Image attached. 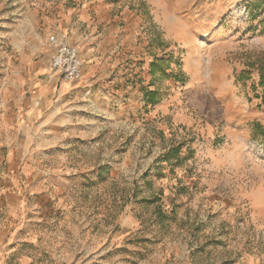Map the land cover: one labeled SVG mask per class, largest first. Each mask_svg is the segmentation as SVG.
<instances>
[{
    "label": "rangeland",
    "instance_id": "1",
    "mask_svg": "<svg viewBox=\"0 0 264 264\" xmlns=\"http://www.w3.org/2000/svg\"><path fill=\"white\" fill-rule=\"evenodd\" d=\"M262 73L264 0H0V103L35 174L9 264H264Z\"/></svg>",
    "mask_w": 264,
    "mask_h": 264
},
{
    "label": "crops",
    "instance_id": "2",
    "mask_svg": "<svg viewBox=\"0 0 264 264\" xmlns=\"http://www.w3.org/2000/svg\"><path fill=\"white\" fill-rule=\"evenodd\" d=\"M88 47L89 50L82 56L92 59L96 51L90 44ZM25 120V115H15L8 111L6 104L0 103V264L13 261L9 255L14 247V216L26 212L25 194H28L29 185L35 180V174L31 172L30 139L25 138ZM16 126L22 138L16 134Z\"/></svg>",
    "mask_w": 264,
    "mask_h": 264
},
{
    "label": "built area",
    "instance_id": "3",
    "mask_svg": "<svg viewBox=\"0 0 264 264\" xmlns=\"http://www.w3.org/2000/svg\"><path fill=\"white\" fill-rule=\"evenodd\" d=\"M54 44V52L51 56L50 65L59 78L74 82L82 79L83 61L79 49L67 43L65 40L51 39Z\"/></svg>",
    "mask_w": 264,
    "mask_h": 264
},
{
    "label": "trees",
    "instance_id": "4",
    "mask_svg": "<svg viewBox=\"0 0 264 264\" xmlns=\"http://www.w3.org/2000/svg\"><path fill=\"white\" fill-rule=\"evenodd\" d=\"M166 61L164 59H154L150 64V72L152 75H156L159 71L162 73L166 72V67L164 66ZM260 86L263 87V95H262V103L264 104V73L260 76ZM145 96L149 100V102L153 105L159 101V95L156 90H145L144 91ZM256 127H258V124H256ZM172 153V150H170L167 154V159L170 157V154Z\"/></svg>",
    "mask_w": 264,
    "mask_h": 264
}]
</instances>
